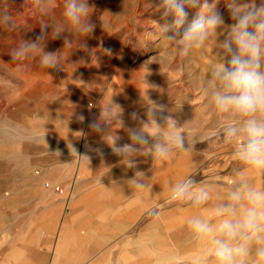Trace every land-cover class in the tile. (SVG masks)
Returning <instances> with one entry per match:
<instances>
[{"label":"rangeland","instance_id":"374dc122","mask_svg":"<svg viewBox=\"0 0 264 264\" xmlns=\"http://www.w3.org/2000/svg\"><path fill=\"white\" fill-rule=\"evenodd\" d=\"M228 2L218 0L214 9L226 25L232 23ZM255 2L259 5L264 0ZM88 3L90 21L95 27L84 37L63 16L64 0H56L47 14L33 0H0V11L7 10L15 21L12 29L0 23V76L15 85L0 86V210L6 215L7 245L17 243L20 227H30V208L36 210L42 204L39 196L49 189V183L52 187L64 174L99 173L101 169L108 172L115 168L113 164H89L120 157L102 140L101 134L89 127L99 117L101 108L111 101L123 110L124 127L119 121L110 126L112 134L121 137L118 145L131 143L125 128L135 127L137 122L130 118V113L135 111L147 119V107H152L148 97L165 106L162 115H172L183 124L189 141L194 135L220 127V118L202 91L213 65L220 61L221 49L215 37L187 57H179L173 54L174 42L164 38L173 36L175 30L162 35L158 25L165 23L156 10L159 0ZM24 10L28 14L25 18L20 17ZM186 10L188 17L181 33L196 16V9ZM171 22L169 17L167 23ZM42 24L49 25L44 51L58 52L60 71L42 67L39 57L17 62L9 55L21 40H35ZM60 25L65 31L52 38V28ZM81 43L87 47L82 48ZM157 119L163 124L160 115ZM69 144L79 156L89 160L71 153ZM234 147L213 138L197 142L188 153L175 150L170 159L162 162L145 156L133 159L136 166L141 160L149 162L155 183L159 180L155 174L165 167L167 180L194 168L203 175L234 173V169L243 167L232 159ZM24 214L26 219H20Z\"/></svg>","mask_w":264,"mask_h":264},{"label":"clouds","instance_id":"9594fccd","mask_svg":"<svg viewBox=\"0 0 264 264\" xmlns=\"http://www.w3.org/2000/svg\"><path fill=\"white\" fill-rule=\"evenodd\" d=\"M33 3L47 14L55 7L56 0H33ZM217 3L218 0H159L156 10L165 20L164 24L157 22L162 35L175 30L173 36L164 38L174 42L176 56L187 57L213 37L219 41L220 61L213 65L202 89L220 118L218 129L194 135L189 141L183 124L172 115H162L165 106L149 97L152 107H147V119L135 111L130 113V118L137 122V126L125 128L131 143L118 145L121 137L111 132L114 121L124 127L123 110L112 101L101 108L99 117L89 127L101 134L102 140L122 157L121 162L128 168L136 166L133 159L136 156L162 162L170 159L175 150L188 153L197 142L213 138L234 144L232 159L243 167L233 170L232 184L224 196L219 195L215 183L197 182L189 175L169 184V202L185 203L200 210L186 220L192 239L203 245L191 255L189 264H264V187L255 185L250 178L254 173L264 175V2L257 5L255 0L251 3L229 0L230 25L214 12ZM90 9L88 0H64L63 16L84 37L95 27L90 21ZM186 9H196V16L181 33L188 17ZM169 17L171 23H167ZM0 23L9 29L15 27L7 10L0 11ZM48 27L42 24L35 40H21L9 53L12 61L39 57L42 67L62 70L58 52L44 51ZM64 31L63 25L52 28L51 37L58 38ZM221 36L224 38L219 40ZM80 46L87 47L85 43ZM105 51L111 54L110 50ZM20 68L18 64L17 70ZM0 86L15 87L4 76H0ZM158 115L163 124L158 121ZM79 119L83 121L84 117ZM68 147L79 156L71 144ZM79 157L89 160L87 156ZM145 180V173L136 171L128 182L136 190H150ZM151 214L159 215V212L154 210ZM167 264H184V260L172 256Z\"/></svg>","mask_w":264,"mask_h":264},{"label":"crops","instance_id":"0c3cea01","mask_svg":"<svg viewBox=\"0 0 264 264\" xmlns=\"http://www.w3.org/2000/svg\"><path fill=\"white\" fill-rule=\"evenodd\" d=\"M121 161L122 157H113L92 162L115 168L64 174L52 187L49 183L39 196L42 204L36 210L30 208V227L19 228L16 244L7 245L6 215L0 210V264H167L172 256L189 264L191 255L203 245L192 239L186 220L200 210L169 202L168 186L192 175L197 182L215 183L224 196L234 173L203 175L194 168L167 180L165 167L155 174L159 180L153 183L147 160L134 168ZM136 171L145 173L150 190H136L128 182ZM250 178L264 187V175L254 173ZM154 210L159 215L151 214Z\"/></svg>","mask_w":264,"mask_h":264},{"label":"bare ground","instance_id":"6f19581e","mask_svg":"<svg viewBox=\"0 0 264 264\" xmlns=\"http://www.w3.org/2000/svg\"><path fill=\"white\" fill-rule=\"evenodd\" d=\"M25 11V10H24ZM28 16V14H27V12L25 11V12H23V13H20V17H23V18H25V17H27Z\"/></svg>","mask_w":264,"mask_h":264}]
</instances>
